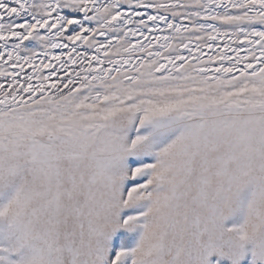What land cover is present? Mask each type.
Segmentation results:
<instances>
[{"label": "snow or ice", "instance_id": "1", "mask_svg": "<svg viewBox=\"0 0 264 264\" xmlns=\"http://www.w3.org/2000/svg\"><path fill=\"white\" fill-rule=\"evenodd\" d=\"M0 264H264V0H0Z\"/></svg>", "mask_w": 264, "mask_h": 264}]
</instances>
